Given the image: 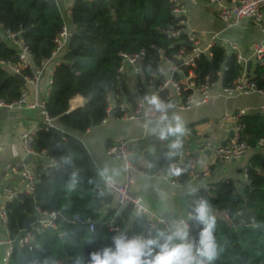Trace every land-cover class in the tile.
<instances>
[{"label":"trees","instance_id":"16d2710c","mask_svg":"<svg viewBox=\"0 0 264 264\" xmlns=\"http://www.w3.org/2000/svg\"><path fill=\"white\" fill-rule=\"evenodd\" d=\"M172 7L171 0L74 1L68 18L72 37L63 61L53 71L45 102L57 129L39 131L33 143L34 151L45 152L59 168L37 166L40 180L34 192L20 194L6 203L8 239L22 234L25 223L35 216L34 208L59 214L60 218L56 230L29 228L35 239L32 250L13 251L8 264H77L78 258L88 264L90 252L111 244L112 236L125 229L132 211L118 210L116 206L104 211L112 198L106 194L94 161L78 135L108 117V95L119 94L124 102L134 100L127 78L117 72L120 53H144L137 85L145 87L154 80L153 74L159 80L165 77L163 58L177 64L179 48L189 50L186 44L174 45L164 34L176 27ZM61 24L54 0H0V61H17L13 46L2 37L3 31L20 32L38 70L50 59ZM180 69L187 74L186 68ZM240 70L234 54L215 45L210 56L203 55L196 62L194 74L196 79L209 76L222 87H229ZM21 76L31 78L33 72L25 69ZM249 77L264 91V62L253 65ZM26 89L25 82L22 84L5 64H0V101L16 102ZM76 97L86 103L71 110L70 102ZM121 115L118 112L115 117ZM237 123L241 127L240 139L250 152L245 181L240 187L229 179L217 181L199 189L196 198L207 199L213 211L228 219V223L216 219L215 235L221 252L215 264H264V110L247 114ZM168 151V146L161 151L159 165L176 160V156L168 157ZM66 156L71 157V166L61 164ZM181 170L180 177L189 176V168ZM101 189L105 192L103 197L98 195ZM77 220L82 224L75 223ZM145 222L144 216L137 215L125 232L142 234ZM199 228L193 221L191 235L196 236ZM58 233L63 234L61 239L57 238Z\"/></svg>","mask_w":264,"mask_h":264},{"label":"built area","instance_id":"2783aa9c","mask_svg":"<svg viewBox=\"0 0 264 264\" xmlns=\"http://www.w3.org/2000/svg\"><path fill=\"white\" fill-rule=\"evenodd\" d=\"M59 10L61 18V27L56 34L53 43L54 50L49 60L45 61L41 68L36 70L33 63V55L29 51L27 45L20 36V32L3 31L2 37L5 41L9 42L16 52V63L1 62L5 64L14 75H21L25 69H30L33 72L31 78H24L28 89L22 90L19 99L16 102L4 103L0 101V109L5 110H18L27 109L37 112L38 118L34 125L26 128L20 134V142L24 150V154L31 155L32 159L45 160V166L56 167L54 161L48 158L45 152L38 153L34 151L33 143L36 134L41 130L57 129L53 118H51L46 109L45 102L50 92L52 84V76L55 68L63 61V55L68 49L70 39L72 37V29L69 25L68 18L71 14L72 4L67 7H62L58 0H54ZM94 2L96 0H86ZM173 7L171 14L177 19L176 27H172L164 31L168 39L173 40L174 45L186 44L189 50L180 47L177 55L175 56L177 64L170 62L168 59H162L163 73L165 77L161 80L158 79L156 74H153L154 80H150L148 85H136L134 96L135 101L133 107L126 112L125 102L121 101L119 94H110L107 97L108 107L107 113L112 110L115 113H122L117 117L120 121H132L140 118L143 122L150 115L147 106L144 102L146 95L156 94L162 100L170 102L173 105L174 111H190L193 108H199L215 98H234L237 96L259 95L264 99V91L259 90L256 84L251 80L248 75L245 64L246 61L242 57L238 45L234 40L226 36V33L243 22H248L260 26L262 31V40L253 43L251 47V60L253 65H262L264 62V0H190L191 2L207 3L214 7L217 19L222 22L223 28L217 32L208 33L206 43L202 45L200 36L184 30L185 19V6L178 0H171ZM219 45L226 49L228 54H234L237 64L240 66V73L236 77L233 84L229 87H222L218 82H214L209 76L202 79H196L194 68L196 62L200 60L201 56L209 55L210 49ZM144 53L142 51L137 53H120V63L117 69L118 74L125 76L128 79L127 71L131 70L132 74L136 77L140 74V65ZM180 62V63H179ZM181 67L186 68L187 74L181 71ZM45 79V87L43 93L40 92V83L43 77ZM175 76L177 79H175ZM149 89V94L146 89ZM216 93H213V92ZM147 92V93H146ZM113 103V104H112ZM76 104V105H75ZM83 106L82 99L76 97L71 100L70 108L74 110ZM264 110V109H263ZM250 114L249 111H238L226 114L222 117L225 122L232 123L233 136L229 139L224 146H210L204 144L200 149V153L210 151L212 158L215 162L228 163L242 158L248 153V146L240 139V129L238 125L239 118ZM105 119L102 120V123ZM158 138V137H157ZM159 141L169 144L167 140ZM137 145L135 139H119L109 144L105 148L107 156L114 158L120 163V168L123 174V179L120 183L114 182L110 187H105L107 195L115 201V206L118 210L131 209L133 213L142 215L146 218L145 225L148 226L146 233H154L158 228H163L169 221L165 217L149 211L144 205L141 197L133 193L134 175L136 173L146 174L152 178H161L171 186H180L196 179L199 172L197 167L202 164L199 156L187 158V154L183 149H180L179 154L176 155V160L173 161L168 167L169 170H154L149 174L144 170L139 169L135 163L134 148ZM186 162V160H188ZM189 168L188 177H180L183 168ZM175 168L179 170L172 171ZM203 176L209 174V167L205 166L200 170ZM246 167H244L243 175H245ZM4 176L18 175L21 180V187H8L4 190V198L0 205V222L3 226H7L8 218L6 211V203L13 201L20 194H32L36 185L39 183L40 176L23 160L9 164L3 168ZM35 220L30 225L34 231H39L45 228L53 230L57 229L56 221L60 218L56 213L41 212L38 208H34ZM188 212V211H187ZM187 213L185 214L186 218ZM225 215V214H224ZM227 218V216L225 215ZM77 224H82L80 221H75ZM192 222H190L191 224ZM91 228V227H90ZM144 234V233H142ZM62 233L57 234V238L61 239ZM34 235L32 231H23L21 235L17 236L14 240L0 241V245H5V254L2 258L1 264H8V259L11 253L15 250H28L31 251L34 243Z\"/></svg>","mask_w":264,"mask_h":264},{"label":"crops","instance_id":"0c3cea01","mask_svg":"<svg viewBox=\"0 0 264 264\" xmlns=\"http://www.w3.org/2000/svg\"><path fill=\"white\" fill-rule=\"evenodd\" d=\"M74 1L58 0L63 8L73 5ZM178 1L185 6V13L183 14L185 19L184 30L200 36L202 45L206 43L208 33L217 32L223 28V24L217 19L212 5L191 2L190 0ZM226 36L234 40L238 45L239 51L246 61L245 67L250 62L251 66L246 70L248 75H251L253 63L250 58V46L262 40L263 36L260 26L243 22L231 28L226 33ZM45 79L46 77L44 76L40 83L41 94L45 87ZM127 83L128 91L132 93L135 99L134 91L136 86L133 87L130 78L127 79ZM146 90L149 94L151 93L148 88ZM216 92L214 91L213 93ZM134 101L125 102L126 112L133 107ZM263 109L264 99L259 95L252 94L229 99L214 97L208 104L199 108H193L190 111H175L181 115L185 126V134L181 138V149L186 152L187 158H190V156H199L201 158L202 164L197 167L198 176L186 184L175 187L169 185L161 178H152L146 174L136 173L134 175L133 193L141 197L149 211L170 220L173 217H184L191 207L192 200L196 198L188 197L185 194L189 185L196 186L199 190L224 179L237 180L241 178L244 182L243 170L246 167L250 152L240 159L223 163L215 162L210 151L204 153L199 151L204 144L217 146L229 140L228 136L232 130V123L222 120V117L226 114L244 110L254 113ZM115 114L113 111V114H109L104 123L101 122L98 126L78 135L93 159L98 174L103 167L109 166L119 171V175L114 182L120 183L122 181L123 174L120 163L105 153L106 146L119 139L137 140V145L134 148V159L139 169L144 170L148 174L152 172L151 170H157L156 168L158 170H169L168 166L172 162L169 165H166L165 162L159 165V158L162 156L161 151L168 144L159 141L157 136L148 134L143 128L144 122L140 118L132 121H120L115 117ZM37 118V112L34 110L25 108L18 110L0 109V205L4 198L5 189L8 187H21V180L18 175L4 176L2 171L5 166L24 160L25 154L20 142V134L26 128L34 125ZM165 157L164 155L163 158ZM45 163L44 159H32L30 166L35 170L39 165L45 166ZM205 166H208L210 171L208 175L203 176L200 170ZM114 207L115 201L111 199L110 203L104 207V211ZM136 216L135 213L131 212L125 229L120 232H125L126 229L131 228L133 219ZM5 240H8V231L0 222V241L4 242ZM5 248V245H0V264L5 254Z\"/></svg>","mask_w":264,"mask_h":264},{"label":"clouds","instance_id":"9594fccd","mask_svg":"<svg viewBox=\"0 0 264 264\" xmlns=\"http://www.w3.org/2000/svg\"><path fill=\"white\" fill-rule=\"evenodd\" d=\"M144 102L150 115L143 128L148 134L169 141V158L178 155L185 134L181 115L173 111L170 102L156 94L146 95ZM71 163V157L61 159L62 165L71 166ZM176 171L178 174L179 170ZM118 175L119 171L109 166L99 171L105 187H110ZM74 180L75 173L72 174ZM197 191L196 186L189 185L185 194L196 197ZM98 195L103 197L104 190H99ZM193 221L200 226L196 236L191 235L190 222ZM215 230L216 216L212 205L207 199L197 197L192 200L186 218L173 217L154 233L129 235L116 232L111 244L88 254V264H215L221 252ZM77 264H83L82 258H78Z\"/></svg>","mask_w":264,"mask_h":264},{"label":"water","instance_id":"95a60500","mask_svg":"<svg viewBox=\"0 0 264 264\" xmlns=\"http://www.w3.org/2000/svg\"><path fill=\"white\" fill-rule=\"evenodd\" d=\"M179 63H180V62H179ZM250 66H251V64H250V62H249V63L247 64V66H246L247 69H249ZM15 77H16V78H17L22 84H24L25 81H24V78H23L21 75H15ZM82 103H83V105H84V104L86 103V101H85V100H82ZM75 105H76V104H75ZM109 114L112 115V114H113V111H111ZM232 136H233V131L231 130V131L229 132V136H228L229 139H231ZM225 144H226V142L224 141V142H222L221 145L224 146ZM23 161H24L25 163H27V164H31V163H32V156H31V155H26ZM56 167L59 168L58 166H56ZM213 213H214V215L216 216V219L228 223V219L225 217V215H224L223 213H218V212H216V211H213ZM34 220H35V218L33 217V218L29 219V220L25 223V225H24V231L29 230V227H30V225L34 222ZM147 229H148V226L145 225V226H144V229H143V233H144V234L146 233Z\"/></svg>","mask_w":264,"mask_h":264},{"label":"rangeland","instance_id":"374dc122","mask_svg":"<svg viewBox=\"0 0 264 264\" xmlns=\"http://www.w3.org/2000/svg\"><path fill=\"white\" fill-rule=\"evenodd\" d=\"M127 76H128V78H130L132 80L133 87H135L136 86V83H137V77L132 74L131 70H128L127 71ZM140 79H141V81L143 80L142 77H141V75H140ZM232 181L235 182L236 187H240L241 184L243 183V181L241 180V178H239L237 180H232Z\"/></svg>","mask_w":264,"mask_h":264},{"label":"bare ground","instance_id":"6f19581e","mask_svg":"<svg viewBox=\"0 0 264 264\" xmlns=\"http://www.w3.org/2000/svg\"><path fill=\"white\" fill-rule=\"evenodd\" d=\"M31 165V164H30Z\"/></svg>","mask_w":264,"mask_h":264}]
</instances>
